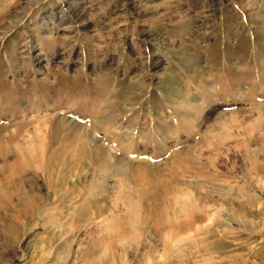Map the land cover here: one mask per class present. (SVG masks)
<instances>
[{
    "label": "rangeland",
    "instance_id": "374dc122",
    "mask_svg": "<svg viewBox=\"0 0 264 264\" xmlns=\"http://www.w3.org/2000/svg\"><path fill=\"white\" fill-rule=\"evenodd\" d=\"M0 264H264V0H0Z\"/></svg>",
    "mask_w": 264,
    "mask_h": 264
},
{
    "label": "bare ground",
    "instance_id": "6f19581e",
    "mask_svg": "<svg viewBox=\"0 0 264 264\" xmlns=\"http://www.w3.org/2000/svg\"><path fill=\"white\" fill-rule=\"evenodd\" d=\"M126 127V126H125ZM118 130H120L119 128H118ZM123 130V129H122ZM167 131V130H166ZM166 131H165V133H166ZM132 133V132H131ZM171 134V133H170ZM120 139V138H119Z\"/></svg>",
    "mask_w": 264,
    "mask_h": 264
}]
</instances>
